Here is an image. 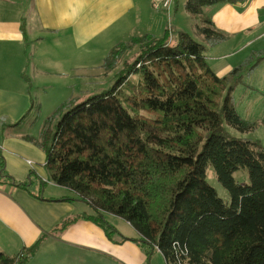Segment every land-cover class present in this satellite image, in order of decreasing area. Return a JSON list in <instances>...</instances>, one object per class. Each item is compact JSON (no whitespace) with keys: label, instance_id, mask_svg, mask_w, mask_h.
Segmentation results:
<instances>
[{"label":"trees","instance_id":"16d2710c","mask_svg":"<svg viewBox=\"0 0 264 264\" xmlns=\"http://www.w3.org/2000/svg\"><path fill=\"white\" fill-rule=\"evenodd\" d=\"M244 1L187 0L186 7L204 14L208 6ZM202 22L210 45L227 40L210 17ZM177 32L176 40L166 30L119 42L102 64L106 71L123 64L116 83L84 101H64L38 136L24 138L44 150L49 180L96 212L127 220L167 264H264V147L227 128L258 126L238 113L231 92L264 59V50L218 75L207 46ZM209 165L230 203L209 184ZM241 169L249 182L236 179ZM0 182L29 184L6 171L2 152ZM39 245L27 249L28 256ZM27 250L10 256L0 249V264H25Z\"/></svg>","mask_w":264,"mask_h":264},{"label":"crops","instance_id":"0c3cea01","mask_svg":"<svg viewBox=\"0 0 264 264\" xmlns=\"http://www.w3.org/2000/svg\"><path fill=\"white\" fill-rule=\"evenodd\" d=\"M151 1L0 0V52L5 57L6 54H12L20 61L23 52L27 53V48L24 50L29 39L26 26L28 22H36L40 30L54 35V46L60 44V48H57L60 56L57 52L55 55L51 48V63L56 62L64 67V64L73 62L78 70L76 74H79L77 80L86 82L94 78V69L102 67L104 60H92L101 48L103 55H106L118 44V39L128 35L134 37L150 33L162 36L165 33L168 18L174 7H179L180 1L175 0L169 11L154 8ZM219 5L211 6L210 18L223 32L222 29L227 30L225 23L222 20L219 23L218 14H212ZM231 23L228 29L233 34L235 25ZM4 46L17 49L8 51L9 48ZM234 67L227 63L212 69L218 75H226ZM22 70L19 74L24 80ZM32 101L26 89L0 86V152L6 171L17 181H29L26 187L0 182V249L15 256L40 240L33 255L28 256L27 250L28 259L25 264H83L86 263V256L94 255L92 252L120 264L108 254L86 246L84 239L87 238V231L94 225L92 221L81 219L78 214L82 211L90 213L82 206L83 202L92 210L88 202L78 198L74 191L66 187L69 193L74 194V198L42 196L49 180L44 167L46 154L43 149L24 138L26 134L38 136L40 131L32 134L21 129L23 125L31 124L29 114ZM25 115L27 118L23 119ZM15 123L19 124L10 127ZM39 178L42 182V195L32 188ZM51 184L55 187V183ZM74 216L79 218L63 226L67 219Z\"/></svg>","mask_w":264,"mask_h":264},{"label":"rangeland","instance_id":"374dc122","mask_svg":"<svg viewBox=\"0 0 264 264\" xmlns=\"http://www.w3.org/2000/svg\"><path fill=\"white\" fill-rule=\"evenodd\" d=\"M179 1V7L175 6L168 18L166 30H170L172 40H176L177 31L183 30L190 33L198 42L205 44L207 46L205 55L212 68L227 63L233 67L237 66L254 51L264 50V0L224 3L213 10L212 14H218L219 23L221 20L225 23L227 30L222 29V31L228 37L224 42L214 46L207 42L201 30L204 26L202 22L204 17H210L211 6L204 8V14H192L186 7L187 0ZM230 23L235 25L233 34L228 29ZM26 29L29 39L24 50L27 48V53L23 52L20 61L12 54H6L5 57L0 52V86L29 91L33 100L29 114L31 124L23 125L21 129L35 134V131H40L46 118L64 101L71 98L77 102L84 101L89 96L111 88L116 83L117 74L123 64L112 71H106L103 67L94 69L92 71L94 78H89L86 82L79 81L76 78L79 75L76 74L78 70L73 62L64 64V67L57 65L56 62L51 63L52 51L54 54L57 52L58 56L61 55L57 49L60 48V44L58 47L53 45L54 35L40 30L36 22H28ZM132 36L118 39L117 43L129 40ZM12 48L17 49L11 46L8 51ZM102 51L103 48L100 49L99 54L94 55L92 59L94 62L101 59L103 62L102 56L107 54L103 55ZM131 56L130 53L125 59L130 60ZM21 68H23L22 72L24 71V80L19 74ZM231 94L238 113L245 120L256 122L258 126L250 132H240L231 127H227L228 130L238 138L259 141L264 147V59L251 73L243 76V80L234 86ZM46 172L50 175L47 170ZM235 177L243 183L249 182L247 169L238 170ZM207 180L216 189L218 195L230 203V193L218 180L212 165H209L207 169ZM51 182V180L47 181V189L43 191V195L40 191L42 190L40 178L32 185V188L37 192L40 191L39 194L42 196L50 198L63 196L74 198V194L69 193L68 189L57 184L54 187ZM82 206L90 213L79 211L78 215L81 219L92 221L94 225L87 231V238L84 239L86 246L91 247L90 249L102 251L109 257L115 258L120 264H167L162 252L156 248L152 250V247L127 220L108 212L98 213L83 202ZM79 216H74L71 223L75 222ZM77 229L80 232V229ZM92 253L94 255L85 257L86 263L83 264H115L109 258Z\"/></svg>","mask_w":264,"mask_h":264},{"label":"built area","instance_id":"2783aa9c","mask_svg":"<svg viewBox=\"0 0 264 264\" xmlns=\"http://www.w3.org/2000/svg\"><path fill=\"white\" fill-rule=\"evenodd\" d=\"M175 0H152V6L156 9L164 8L169 11Z\"/></svg>","mask_w":264,"mask_h":264}]
</instances>
